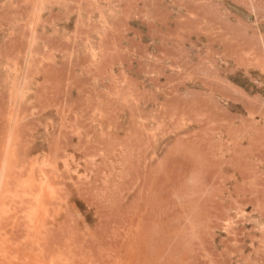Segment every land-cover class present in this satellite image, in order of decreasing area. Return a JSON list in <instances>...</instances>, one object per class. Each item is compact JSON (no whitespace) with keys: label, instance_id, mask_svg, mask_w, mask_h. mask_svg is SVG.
Instances as JSON below:
<instances>
[{"label":"rangeland","instance_id":"374dc122","mask_svg":"<svg viewBox=\"0 0 264 264\" xmlns=\"http://www.w3.org/2000/svg\"><path fill=\"white\" fill-rule=\"evenodd\" d=\"M50 1L0 0L1 151L17 115L10 105L28 83L27 62L13 58L32 53L36 34L61 38L58 52L79 54L75 64L88 54L110 101L85 128L93 147L78 141L83 127L60 119L34 115L26 126L29 183L44 173L58 190L43 198L46 219L55 215L44 224L45 259L264 264V0H61L59 29L48 14L29 19L51 11ZM21 8L27 19L15 22ZM64 135L76 138V156L59 155ZM12 206L0 231L12 233L15 221L24 247L29 204Z\"/></svg>","mask_w":264,"mask_h":264},{"label":"crops","instance_id":"0c3cea01","mask_svg":"<svg viewBox=\"0 0 264 264\" xmlns=\"http://www.w3.org/2000/svg\"><path fill=\"white\" fill-rule=\"evenodd\" d=\"M50 4L52 5L51 11L40 13V11L36 10V13H34L33 10H30V12L35 14V19L33 20L32 17H29V19L32 22L39 21V17L42 19L43 16L48 14V22L51 23L49 27L62 28V1L51 0ZM28 13L29 11L26 8H21V10L13 12L12 18L15 22H19L20 20L25 21ZM30 43L32 45V53L30 55L26 54V52L25 54L15 53L13 58V61L22 60L24 62H27L29 59V65L27 67L25 63L26 68H24L22 74L23 77L28 78V83L23 88L24 95L21 99L17 98V100L11 103L13 104L14 102L13 106L17 109L18 113L16 118L19 121L15 120L14 122V124L18 122L14 126L17 131L15 130L16 133L14 134L15 128L13 127L12 133L14 135L12 134V138L15 141L11 143L13 146L12 151L15 153H13L14 157L11 165L13 164L15 168L12 167L11 169L14 170L13 176L11 177V174L9 176L15 182H29L30 180L29 158L31 152L26 126L32 116H37L41 124L53 125L58 123L60 119L62 125L74 124L85 129L89 125H94L96 113L99 118L104 117L105 110L109 107L108 103L110 101L104 95L106 86L102 83L96 85L95 68L93 65L88 64V54L85 55L86 58H83L86 63L75 64L74 62L79 54L58 52V46H62L64 43L61 38L45 39L36 34L31 37ZM28 55L30 58H28ZM81 59L78 60L80 61ZM90 61L92 62V59ZM100 77L97 76L98 80H101L102 77ZM32 110L34 111L32 112ZM85 130L87 133V129ZM56 131L58 132V130ZM56 131L54 128H51L50 131L48 130L46 133L47 140L49 137L52 138V134L56 133ZM88 136L87 133L86 136L78 140L85 142L86 148L89 147V142L91 144L90 147L94 146V140L89 139ZM75 139L68 135H64L61 138L60 148L62 152L59 153L60 156H76L75 147L77 144H74ZM85 155L88 154L86 153ZM68 175L65 172H60L59 183L70 184L68 182ZM9 182L12 181L10 180ZM86 184L93 183L87 182Z\"/></svg>","mask_w":264,"mask_h":264},{"label":"bare ground","instance_id":"6f19581e","mask_svg":"<svg viewBox=\"0 0 264 264\" xmlns=\"http://www.w3.org/2000/svg\"><path fill=\"white\" fill-rule=\"evenodd\" d=\"M31 54V53H30ZM30 58V56H29ZM27 61V60H26ZM27 65H29V59L27 61ZM28 67V66H27ZM13 98V97H12ZM21 104V103H20ZM19 105V104H18ZM10 106H13L10 105ZM14 109V108H13ZM12 109V110H13ZM11 110V108H10ZM17 110V109H16ZM15 111V110H14ZM12 114L13 111H9L8 113ZM14 113V112H13ZM17 113V112H15ZM10 115V114H8ZM7 115V116H8ZM15 116L17 115L16 114H13ZM12 116V115H11ZM10 118V116H8ZM7 117V118H8ZM19 117V116H18ZM6 118V119H7ZM8 118L7 120V125L10 126L8 124V122H10V119ZM13 118V117H11ZM20 118V117H19ZM17 120V118H15ZM12 120V119H11ZM15 121V120H13ZM12 121V122H13ZM18 121V120H17ZM11 122V125L12 126H15L13 125ZM19 122V121H18ZM16 122V123H18ZM14 123V122H13ZM15 123V124H16ZM18 125V124H17ZM16 125V126H17ZM12 128V127H11ZM14 132L12 131V129H10V127H8V129H6V131L8 130V133L6 132L5 134V138H6V135L8 134V138H7V141H6V148L1 151V147H0V154L5 152L4 154H1L2 158L4 157V161L1 159V163H2V167L0 168V222L6 220V219H9V212L12 210L11 209V205L14 206L13 209L16 208V205L17 204H25L27 205V203L29 204V206L24 210V215H23V222H20V223H24L23 225V231L25 232V235H26V238L22 239L23 241L20 242V243H24V247L26 245H29V249L28 247L26 248V250H28L26 253H24V251H22V255H20L21 253H18L19 252V248H21V250H23L24 247H19L20 244L19 243H15V241L13 240V236H14V233L16 234L17 230L16 228H18V223L17 224H14L16 223L14 221V223L12 224L14 226V230L13 232L16 230V232H7V231H4V232H1L0 231V264L1 262H4L6 264H62V258H60L59 256H53L51 257L49 260L48 258L45 259L46 257H44L45 253H43V249H42V239L45 240V238H43V235H44V226L46 227L45 224V221L47 220L46 218L49 216L48 215V211L46 210L45 206H44V200L46 199H43L44 196L47 194L50 197V199L52 197L55 196L56 198V195L58 193V190L57 193H55V187H53L51 184L48 185L47 184V179L48 177L46 175H44V173L42 174L43 175V178H42V183L41 184H30L29 182H24V181H20V182H16L17 184H14L15 181H13V178H11L13 175L12 173H14V170H11L12 167L15 168L13 166V164L11 165L12 160H13V155L15 154L12 150H13V146L11 145L12 141L14 143L15 140H13L12 136L16 133V127H14ZM16 130V131H15ZM14 134H13V133ZM13 134V135H12ZM18 134V132H17ZM16 134V136H17ZM19 136V135H18ZM5 138H3L4 142H5ZM16 138V137H15ZM14 138V139H15ZM2 140V141H3ZM3 143V142H2ZM16 143V142H15ZM15 145V144H14ZM1 146V145H0ZM15 148V146H14ZM14 153V154H13ZM15 159V158H14ZM44 164H47V163H44ZM66 165V164H65ZM1 166V165H0ZM43 166V165H42ZM50 166V165H49ZM54 166V164L52 165V167ZM51 167V166H50ZM16 170V169H15ZM19 170V169H17ZM11 171V172H10ZM44 171V170H43ZM42 172V170H41ZM50 173V172H49ZM9 174H11L9 176ZM16 174V173H15ZM21 174V173H20ZM15 177V176H14ZM24 177V176H23ZM12 181V182H9V181ZM16 180V179H15ZM52 181V180H51ZM11 183V184H10ZM21 183V184H20ZM46 183V184H45ZM37 186V190L33 191V187ZM58 186V185H57ZM13 190H11V188ZM35 189V188H34ZM58 198V197H57ZM9 199V200H8ZM48 199V198H47ZM8 200V202H7ZM53 200V199H51ZM56 199H54L55 201ZM66 201V200H65ZM53 202V201H52ZM46 203V202H45ZM48 204V203H46ZM12 206V207H13ZM22 206V205H20ZM19 206V207H20ZM24 206L21 207V209H24L23 208ZM51 207V206H50ZM53 207V206H52ZM20 209V211L17 212V214H19L22 210ZM48 209V208H47ZM59 209V208H58ZM19 210V209H18ZM14 210H12V213H16L17 209H15V211L13 212ZM58 211V210H57ZM22 213V212H21ZM20 213V214H21ZM56 213V212H54ZM51 215V214H50ZM53 215L52 214V218H53ZM57 215V214H56ZM13 218L14 216L11 215ZM15 216H19V215H16ZM11 217V218H12ZM15 217V218H16ZM20 217V216H19ZM58 217V216H56ZM10 218V219H11ZM18 218V217H17ZM50 218V217H48ZM51 218V219H52ZM54 218H55V215H54ZM9 221H12V219ZM50 219V220H51ZM19 220V218H18ZM50 220H47V221H50ZM52 221V220H51ZM56 221V220H54ZM53 221V222H54ZM5 222V221H4ZM4 222L3 223V226H4ZM1 223V224H2ZM12 223V222H11ZM8 222V224H11ZM50 223V222H49ZM8 225H6L7 227ZM4 226V230L6 228ZM16 227V228H15ZM3 228V227H2ZM19 228L21 229V227L19 226ZM2 230V229H1ZM21 231V230H20ZM18 232H19V229H18ZM46 232V231H45ZM18 234V233H17ZM14 241V242H13ZM26 244V245H25ZM23 246V245H21ZM45 250V249H44ZM15 251V252H14ZM16 254H14V253ZM24 253V254H23ZM48 254V253H47ZM58 254V253H57ZM3 263V264H4ZM64 263V262H63ZM71 264V263H70Z\"/></svg>","mask_w":264,"mask_h":264}]
</instances>
